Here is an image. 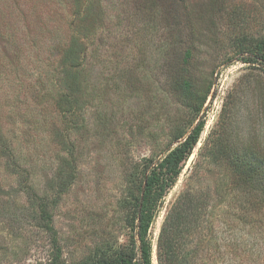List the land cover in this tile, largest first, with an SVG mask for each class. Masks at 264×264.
Masks as SVG:
<instances>
[{
  "label": "rangeland",
  "instance_id": "1",
  "mask_svg": "<svg viewBox=\"0 0 264 264\" xmlns=\"http://www.w3.org/2000/svg\"><path fill=\"white\" fill-rule=\"evenodd\" d=\"M89 1L0 0V134L47 201L56 231L54 242L0 151V264H48L58 252L63 264H98L137 253L135 211L149 166L201 119L197 144L155 208L152 264L167 213L184 208L187 193L200 203L195 223L205 233L193 223L178 238L179 264H264L254 251L258 191L244 183L250 164L264 176V59L245 62L239 53L264 46V0L197 6L190 31L167 26L159 12L142 16L131 0H102V20L91 21L98 10L87 13ZM76 11L91 18L89 37L76 34ZM73 33L87 45L88 86L84 109L72 116L58 101ZM184 66L189 87L211 86L203 103L175 84Z\"/></svg>",
  "mask_w": 264,
  "mask_h": 264
},
{
  "label": "trees",
  "instance_id": "2",
  "mask_svg": "<svg viewBox=\"0 0 264 264\" xmlns=\"http://www.w3.org/2000/svg\"><path fill=\"white\" fill-rule=\"evenodd\" d=\"M85 1L87 3L89 0ZM222 1L227 0H209L208 4L207 0H134L133 3L131 0L130 4L135 7L133 10L139 12V14L141 13L144 17H153L155 15L154 12H159L163 18L166 19L164 22L167 26H172V28L177 31H183L184 28H188L190 31L194 29L192 18L193 16L198 15L195 7L198 6L202 8L203 6H206L207 8L208 5H212L213 3V5H218ZM92 3L93 2L89 1V10L87 13L94 15L93 12L96 10V6L98 10L97 15H94L92 20L87 16V13L83 16L80 11H76L77 20L75 21V28H79L76 34L79 33L84 36V33L87 31L88 20H102L101 17L106 9L102 0L94 1L95 5ZM76 34L73 35L70 47L66 50L62 58L61 66L64 90L62 91V94H60L58 101L60 110L63 111V114H71L72 116L76 111L84 109V105L80 99L84 95V88L88 86L86 77H84V63L87 60L88 54L86 53L87 45L84 43L78 44V36ZM86 34L89 37V33L86 32ZM182 42H186V38L183 39ZM239 53L242 55V59L245 62L251 60L258 61L259 59H264V46L262 43H249L242 47ZM192 56L191 49H186L182 60L184 64H189ZM186 67L187 66L183 67V72L174 76V82L183 88L182 91H186L187 89L189 91L190 89L189 92L192 99L197 100V102L200 100V103H203L211 91V86L206 85L204 88L201 87V89L199 87L193 89V85L192 87H189L190 81L186 75ZM72 123V121H69V128H74ZM204 125V119L199 120L184 141L179 143L175 148L170 150L165 156L156 162H151L149 171L143 182L144 184L140 200L135 211L134 228L139 242V253H124L118 257H112L108 261H103L98 264H152L151 242L148 232L155 208L158 202L176 184L177 179L183 170L184 162L197 144ZM2 139L3 135L0 134V144L2 145L0 151H5L6 154H8V157H6L12 162V159H15L14 154L12 153L13 151L9 150L10 147L5 146ZM65 143L67 144V139H65ZM11 162L7 163L8 169L10 168L9 170L15 174L16 178H19V182L21 183L20 187L26 194L27 200L38 205L40 212L39 218L43 224V228L53 234L55 242L56 231L52 225V214L48 211L47 201L43 196L39 195L36 190L28 169L24 168L21 163H18L17 161L13 160V162ZM249 168L253 172V175L250 178L245 179L244 183L251 186L254 191H258L251 193L253 195L252 203L253 206H255L253 210L257 217L256 224H253L255 232H257V234L253 235V238L255 239L254 251L258 256H262L260 258L264 259V231L260 229L261 227H264V210H260V208L264 206V188L261 186L262 183L264 184V176L261 175L263 167L261 169L260 166L258 167L255 165L253 167L250 164ZM184 197H186L187 200L189 199L188 204H186L184 208H181V205L177 204L174 210L171 209L167 213L158 242L159 264H179V251L177 249L178 238L182 237V239L185 240V235L191 231L190 226L195 223V221L201 222L202 212L201 214L198 212V208L201 209V207L199 206L200 203L196 202L197 199L195 198V195L187 193ZM195 226L196 229L199 228V230L205 229V227L200 226V224L195 223ZM209 227L210 226H208L207 229ZM201 232L205 233V230H201ZM60 259L61 255L58 252L48 264H63Z\"/></svg>",
  "mask_w": 264,
  "mask_h": 264
}]
</instances>
